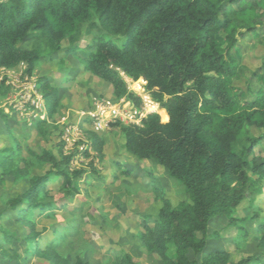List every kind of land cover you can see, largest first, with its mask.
I'll return each mask as SVG.
<instances>
[{"label":"trees","instance_id":"obj_1","mask_svg":"<svg viewBox=\"0 0 264 264\" xmlns=\"http://www.w3.org/2000/svg\"><path fill=\"white\" fill-rule=\"evenodd\" d=\"M259 26L264 27V0H0V68L25 63L28 76L33 75L42 58L53 59L65 45L67 55L79 57L86 71L111 84L115 98L128 96L140 103L122 72L134 80L143 78L160 110L149 114L141 127L122 124L126 150L165 167L191 201L173 208L165 200L159 212L157 245L166 263L264 264L260 257L232 262L224 250L202 260L196 257L208 247L215 218L235 224L242 202L264 194V163L255 158L264 136L251 133L252 128L264 130V87L243 97L235 80L245 77L248 67L234 53L239 36L255 33ZM86 35L92 41L82 46ZM119 36L127 38L121 45L113 38ZM28 37L33 41L30 50L21 47ZM37 87L53 115L60 104L58 89L47 76ZM2 117L8 115L0 108ZM46 125V119L35 121L40 132ZM93 141L101 150L102 141ZM3 151L0 166L8 167L13 150ZM72 157L64 155L65 164ZM46 158L57 171L34 177L24 196L12 201L16 219L29 227L22 250L12 247L16 235L1 224L0 215V251L11 264H33L31 258L44 255L43 247L36 250L44 230L36 231L34 218L37 212L67 206L62 198L76 189L75 177L55 154L44 149L40 159ZM57 174L64 188L58 205L49 201L48 193ZM40 197L47 200L40 202ZM120 259L121 264H137L128 253Z\"/></svg>","mask_w":264,"mask_h":264},{"label":"rangeland","instance_id":"obj_2","mask_svg":"<svg viewBox=\"0 0 264 264\" xmlns=\"http://www.w3.org/2000/svg\"><path fill=\"white\" fill-rule=\"evenodd\" d=\"M257 29L255 33L247 32L243 38L239 36L234 50L241 63L248 67L246 76L235 80V84L242 88L244 98H248L251 91L264 87V27ZM113 38L119 45L127 39L126 36ZM91 41L92 35L84 36L82 46ZM32 45L31 37L21 43V47L27 50ZM65 49L64 45L53 59L42 58L33 75L28 76L25 63L12 72H0V82L4 80L6 87L0 89V108L8 115L7 118H0V155L5 148L13 150L12 164L0 166L1 224L16 235L12 247L22 250L29 227L16 219L12 201L24 196L31 188L34 177L50 170L57 171L54 162L40 159L45 149L53 152L57 162L75 177L76 189L72 196L64 199L62 176L57 174L52 177L48 187L49 201L57 204L62 198L68 205L49 212H37L34 218L36 231H44L43 236L36 240V250L43 247L44 255L31 258L30 262L121 264L120 257L128 253L137 264H167L157 245V217L165 200L173 208H181L182 203H191L189 194L156 160L139 159L127 152L126 137L121 130L126 124L121 122L111 123L99 133H94L92 122L85 121L79 128L86 141L76 146L67 145L68 153L62 152L63 129L70 122H80L83 114L113 94L109 82L86 71L80 58L67 55ZM253 72L257 76L252 77ZM122 75L129 91H136L141 101L137 103L131 99L139 107H146L148 112L158 113L160 105L147 91V82L143 78L134 82L125 72ZM45 76L59 91L57 111L50 115L45 100L40 108L43 111L35 110L31 105L30 111L19 109L28 100L31 86ZM38 118L47 120L41 132L35 127ZM251 133L264 136V130L257 128H252ZM96 138L102 141L99 145L101 150L96 148L98 144H93ZM78 145L86 147L87 151L79 154ZM63 154H73L70 165L65 164ZM255 158L258 163H264V142L256 149ZM261 189L264 192V180ZM46 198L40 197L38 201H46ZM236 213L239 220L235 224H228L226 217L212 221L208 247L196 256L199 260L224 250L230 253L232 262L246 257H260L264 261V194L246 198ZM6 247L9 248L8 245ZM190 257L195 258V255L191 252ZM10 261L0 251V264H11Z\"/></svg>","mask_w":264,"mask_h":264},{"label":"built area","instance_id":"obj_3","mask_svg":"<svg viewBox=\"0 0 264 264\" xmlns=\"http://www.w3.org/2000/svg\"><path fill=\"white\" fill-rule=\"evenodd\" d=\"M13 70L14 69H7L5 67L0 68V72L2 74L6 72H12ZM133 81H139V79ZM133 93L136 94L137 92L133 91ZM41 95L42 94L40 93L36 82L34 86H31V93L28 94V100L25 102V104L23 103L22 107H19V109L24 108V111H30L31 109L29 108V105H31L33 109L43 111L42 109H40L44 105V98ZM32 96L35 98L32 99ZM149 114H151V112H148L146 110V107H139V104L134 102L129 97L115 98L111 96L110 98L107 97L104 100L102 99L99 103L94 106L92 110L88 111L87 114L82 115V117L80 118V122H70L63 129L61 141L63 145H65V148L63 147L64 152L68 153L67 145L76 146L82 141H86L85 136L81 135L79 128L80 124H85V121H91L93 132L99 133L102 129L109 126L111 123L116 122L141 127L143 125V120ZM77 150L79 154H83L87 151V148L84 146H79ZM71 162H73V160Z\"/></svg>","mask_w":264,"mask_h":264},{"label":"bare ground","instance_id":"obj_4","mask_svg":"<svg viewBox=\"0 0 264 264\" xmlns=\"http://www.w3.org/2000/svg\"><path fill=\"white\" fill-rule=\"evenodd\" d=\"M151 105H152V104H151ZM154 107L156 108V107H157V104H155Z\"/></svg>","mask_w":264,"mask_h":264}]
</instances>
